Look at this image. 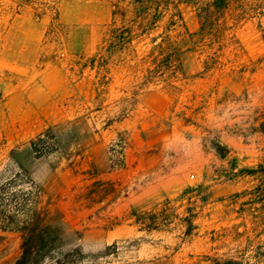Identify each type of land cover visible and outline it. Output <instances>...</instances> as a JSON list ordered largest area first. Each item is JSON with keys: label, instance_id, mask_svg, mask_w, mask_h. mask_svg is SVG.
Here are the masks:
<instances>
[{"label": "rangeland", "instance_id": "obj_1", "mask_svg": "<svg viewBox=\"0 0 264 264\" xmlns=\"http://www.w3.org/2000/svg\"><path fill=\"white\" fill-rule=\"evenodd\" d=\"M116 1L58 0L54 18L39 4L0 0L1 198L24 204L19 222L39 212L63 245L51 256L78 251L67 264H193L208 246L204 232L227 223L215 200L250 186L240 171L264 160V11L234 25L247 0H230L233 30L221 54L182 35L183 75L171 85L144 83L145 66L129 73L110 63L111 83L98 95L94 71L81 73L80 64L109 22H119ZM181 1L195 34L194 7ZM8 158H19L28 177L13 173ZM200 184L210 202L193 222L195 235L180 243L178 218L189 208L182 193ZM164 207L169 223L146 231ZM22 238L0 230V264L15 263Z\"/></svg>", "mask_w": 264, "mask_h": 264}, {"label": "trees", "instance_id": "obj_2", "mask_svg": "<svg viewBox=\"0 0 264 264\" xmlns=\"http://www.w3.org/2000/svg\"><path fill=\"white\" fill-rule=\"evenodd\" d=\"M11 1L21 8L39 4L52 12L54 18L57 17L58 0ZM179 2L180 0H118L112 3V14H118L119 22H109L95 52L80 64L81 73L86 69L94 71V88L98 95L105 93L111 83L112 78L106 77L110 63L129 73L136 66H145L144 83L159 77L166 85H171L172 82H168L170 79L183 75L179 60L182 48L179 42L184 41V38L178 40L182 35L188 39L196 36L203 42L207 41L205 50H212L210 55L222 53L223 47L227 45L223 41L227 39V33L233 30V26H227L225 21L230 0H182L181 2L194 7L199 24L195 34L188 32L178 9ZM258 9L264 11V0L241 1L239 10L232 18L235 20L234 25ZM140 44L149 45L141 55L136 51ZM236 45L237 42L234 47ZM131 93L134 97L137 91L132 90ZM121 112V117H124L128 108H122ZM42 141L38 137L31 143L32 149L37 142ZM14 155L15 152L11 151L10 156ZM8 160L13 173L15 168L16 174L22 173L28 177V172L19 158ZM240 172L241 177L251 179V185L215 200L221 204L222 214L219 221L227 223L204 232L208 246L193 264H264V160ZM3 190L5 188L0 186V230L17 231L23 237L22 252L14 264H67L71 252L78 251H68L53 258L51 253L60 251L63 246L55 230L49 224H40L41 215L34 208L29 220L19 222L17 215L24 204L13 205V197L1 198ZM205 192L200 184L193 188L188 187L182 193L189 208L185 216L178 218L181 227H184L180 243L191 240L195 235L194 231L198 229L193 222L200 216L201 209L210 202L208 195H203ZM168 212L169 209L164 207L159 213L152 214L145 230H160V225H167L171 218Z\"/></svg>", "mask_w": 264, "mask_h": 264}]
</instances>
